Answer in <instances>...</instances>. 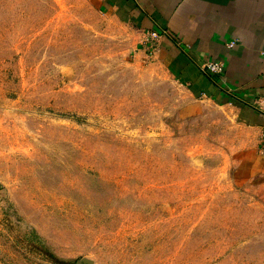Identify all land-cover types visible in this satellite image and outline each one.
Masks as SVG:
<instances>
[{
  "label": "rangeland",
  "instance_id": "rangeland-1",
  "mask_svg": "<svg viewBox=\"0 0 264 264\" xmlns=\"http://www.w3.org/2000/svg\"><path fill=\"white\" fill-rule=\"evenodd\" d=\"M130 42L90 0H0V264H264L232 116Z\"/></svg>",
  "mask_w": 264,
  "mask_h": 264
},
{
  "label": "crops",
  "instance_id": "crops-1",
  "mask_svg": "<svg viewBox=\"0 0 264 264\" xmlns=\"http://www.w3.org/2000/svg\"><path fill=\"white\" fill-rule=\"evenodd\" d=\"M91 6L130 34L131 52L145 59L146 37L161 34L153 59L195 101L228 112L240 137V174L235 184L251 188L264 205V0H90ZM164 32L165 34H163ZM235 42L233 47L229 44ZM224 65L204 74L207 62ZM249 146V147H247Z\"/></svg>",
  "mask_w": 264,
  "mask_h": 264
},
{
  "label": "built area",
  "instance_id": "built-area-1",
  "mask_svg": "<svg viewBox=\"0 0 264 264\" xmlns=\"http://www.w3.org/2000/svg\"><path fill=\"white\" fill-rule=\"evenodd\" d=\"M165 34L164 32H162ZM166 35V34H165ZM161 34L158 32H152L146 37V44L148 46L149 52L148 55L152 56L155 51V43L158 41L160 38ZM235 45V42H231L229 44L230 47H233ZM201 71L204 74H207L209 76H215V75H221L224 72V65L220 62H207L203 65L200 66ZM258 107L261 108V110L264 111V102H260L258 104ZM258 151L260 154L264 155V128L262 129L260 136H259V141H258Z\"/></svg>",
  "mask_w": 264,
  "mask_h": 264
},
{
  "label": "water",
  "instance_id": "water-1",
  "mask_svg": "<svg viewBox=\"0 0 264 264\" xmlns=\"http://www.w3.org/2000/svg\"><path fill=\"white\" fill-rule=\"evenodd\" d=\"M84 262H86L85 260H83Z\"/></svg>",
  "mask_w": 264,
  "mask_h": 264
}]
</instances>
